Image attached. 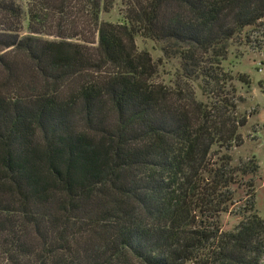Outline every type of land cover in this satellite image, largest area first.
Returning <instances> with one entry per match:
<instances>
[{"label": "trees", "instance_id": "16d2710c", "mask_svg": "<svg viewBox=\"0 0 264 264\" xmlns=\"http://www.w3.org/2000/svg\"><path fill=\"white\" fill-rule=\"evenodd\" d=\"M115 4L0 0V264H264L224 67L264 34V0H123L103 22Z\"/></svg>", "mask_w": 264, "mask_h": 264}, {"label": "rangeland", "instance_id": "374dc122", "mask_svg": "<svg viewBox=\"0 0 264 264\" xmlns=\"http://www.w3.org/2000/svg\"><path fill=\"white\" fill-rule=\"evenodd\" d=\"M122 10L123 0H116L114 9L110 13L103 12L101 20L113 24L121 23ZM71 16L75 25H78L74 29L82 35L80 39H84L89 30L88 13L82 6L75 5ZM27 28L26 20L24 33H27ZM249 41L237 40L231 47L228 61L224 64L225 69L234 78L233 84L237 88V96L241 99L238 104L239 113L248 119L247 126L241 131L244 143L242 147L235 148L231 155L235 165L256 157L260 169L254 177L255 209L264 219V34L253 32ZM137 46L140 51H148L155 61L164 58L159 45L153 41L139 38ZM174 65L175 63H170L166 71H170ZM241 77L246 80L245 84L240 81ZM241 220L236 214H226L222 217L223 229L231 231ZM262 242L264 245V238Z\"/></svg>", "mask_w": 264, "mask_h": 264}]
</instances>
